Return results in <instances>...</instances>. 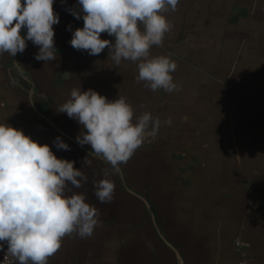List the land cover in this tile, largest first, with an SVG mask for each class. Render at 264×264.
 I'll list each match as a JSON object with an SVG mask.
<instances>
[{
	"label": "crops",
	"instance_id": "obj_1",
	"mask_svg": "<svg viewBox=\"0 0 264 264\" xmlns=\"http://www.w3.org/2000/svg\"><path fill=\"white\" fill-rule=\"evenodd\" d=\"M76 3L54 0L55 60L35 59L31 41L15 57L0 55V124L75 161L88 179L66 194H84L100 214L91 237H64L48 264H238L243 256L264 264V0H179L165 14L174 28L150 52L177 63L172 93L137 83L138 62L117 66L107 48L75 50L69 41L83 20L65 9ZM79 87L126 97L133 122L144 111L161 122L119 172L78 145L82 126L56 111ZM57 136L70 151L55 147ZM104 178L116 190L102 204L94 181Z\"/></svg>",
	"mask_w": 264,
	"mask_h": 264
},
{
	"label": "clouds",
	"instance_id": "obj_2",
	"mask_svg": "<svg viewBox=\"0 0 264 264\" xmlns=\"http://www.w3.org/2000/svg\"><path fill=\"white\" fill-rule=\"evenodd\" d=\"M178 3L179 0H77L76 6L65 10L75 19H82L83 27L72 32L69 43L91 56L107 48L117 66L123 60L138 62L136 82L143 81L151 91H179L171 75L177 63L150 52L153 46H162L166 34L173 30L165 14L177 11ZM53 5L54 0H0V55L15 57L31 41L39 48L35 59L45 63L55 60L53 26L59 24L60 17ZM22 30H26L25 35ZM102 33L113 39H102ZM56 111L66 113L82 126L76 143L81 147L90 145L115 172L146 137L154 138L161 127L160 120L153 119L148 111L133 122L134 109L126 97L109 100L92 89L81 91V87L73 88L69 99ZM165 123L170 126L171 118ZM53 144L58 150L70 151L60 136ZM91 163L85 157L82 166ZM74 164L75 161L58 158L48 144H40L21 129L0 124V242H6L7 253L19 264H48L64 237L75 234L89 238L99 226V210L85 202L84 194H66L81 188L88 179ZM94 188L100 203L113 201V181H94Z\"/></svg>",
	"mask_w": 264,
	"mask_h": 264
},
{
	"label": "built area",
	"instance_id": "obj_3",
	"mask_svg": "<svg viewBox=\"0 0 264 264\" xmlns=\"http://www.w3.org/2000/svg\"><path fill=\"white\" fill-rule=\"evenodd\" d=\"M102 34L107 35L106 33H102ZM244 244L245 243H243L240 240L236 241L237 250L240 251L241 254H243ZM2 245L3 246H0L2 247L0 248V264H18L16 258L7 253V245L5 244ZM238 264H246V259L244 256L241 257Z\"/></svg>",
	"mask_w": 264,
	"mask_h": 264
}]
</instances>
